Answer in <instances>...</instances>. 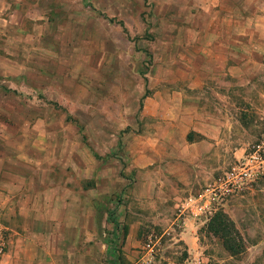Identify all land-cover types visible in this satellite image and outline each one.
<instances>
[{"label": "rangeland", "instance_id": "obj_1", "mask_svg": "<svg viewBox=\"0 0 264 264\" xmlns=\"http://www.w3.org/2000/svg\"><path fill=\"white\" fill-rule=\"evenodd\" d=\"M193 2L172 0L171 6L169 0H0V9L7 4L2 11L14 12V19L27 15V27L39 28L47 18L51 37L59 38V44H51L55 57H51L49 75H35L44 92L35 93L39 100H34V112L47 116L51 130L61 133V137L49 139L51 174L58 173L56 162L67 163L66 173L74 162L80 165L83 191L95 190L93 179L98 181L92 223L97 233L82 237V242L104 244L98 264H133L122 250L123 231H127L132 210L129 190L139 171L156 165L150 159L158 155L156 148L162 140L153 134L160 121L147 113L169 110L171 96L167 91L188 96L185 84L190 80L189 69L192 64H204L202 59L190 57L183 43L174 44L177 50L173 56L169 52L171 36H190L180 24H185L187 12L195 8ZM197 19L203 21V17ZM252 63L229 61L234 73L216 75L212 82L217 88L205 92L211 102L215 101L210 111L216 112L220 106L221 114L229 119L227 127L235 134L225 141L229 152L221 155V162L200 189L222 180L264 137V67ZM2 109L10 111L12 107L0 103ZM216 212L224 216L239 249L228 259L219 247L220 234L213 232L218 221L198 224L199 240L207 246L198 255L205 264H264V243L246 250L264 242V172L240 193L228 197ZM50 220L43 239L27 234L20 242L16 235L9 244L10 234L4 231L3 253L10 251L5 259L32 258L31 250L26 249L28 243L64 241L58 219ZM82 225H89L86 217ZM155 236L146 229L140 237L141 252ZM157 249L156 243L145 264H176L188 255L173 245L159 258ZM47 252L49 264H66L57 260L58 254L71 251Z\"/></svg>", "mask_w": 264, "mask_h": 264}, {"label": "crops", "instance_id": "obj_2", "mask_svg": "<svg viewBox=\"0 0 264 264\" xmlns=\"http://www.w3.org/2000/svg\"><path fill=\"white\" fill-rule=\"evenodd\" d=\"M193 1L195 8L187 12L185 24H180L190 36H171L169 52L173 56L177 50L174 44L183 43L188 55L202 59L204 64L190 67V80L185 84L188 96L167 91V96H171L169 110L147 113L160 121L153 134L162 140L156 148L158 155L150 159L156 165L139 171L129 190L132 210L122 250L133 264H145L140 237L146 229L155 232L159 258H163L165 248L173 245L191 255L200 254L207 247L199 240L198 224L187 223L180 230L173 225L177 220V203L206 183L221 162V155L228 151L225 141L235 134L227 127L229 119L221 114L220 106L215 108L216 112L210 111L209 106L215 101L211 102L205 92L217 88L212 82L216 75L234 73L229 61L243 60L264 67V0ZM169 4L172 6V0ZM2 9L0 103H9L12 109L0 111V222L4 231L9 232L8 242L12 244L16 235L20 242L27 234L43 239L51 226L50 219H58L56 224L64 241L28 243L26 249L29 247L32 258L7 261L9 251L2 254L0 264H49L47 251L63 249L71 252H60L57 260L63 259L66 264H98L104 244L82 242L84 234L91 238L97 233L92 223L98 181L93 179L95 190L83 191L79 183L80 165L74 162L69 173L67 163L56 162L58 173L51 174L49 139L59 138L61 133L51 130L47 116L34 112V100H39L35 93L44 92L42 83L35 82V75H49L50 60L55 57L51 44H59V38L51 37L47 18L39 28H30L25 25L27 15L17 16L16 20L14 12ZM201 17L202 22L197 19ZM203 93L206 97L201 99ZM143 109L146 111V106ZM75 182L78 183L72 184ZM85 217L88 226L82 225ZM261 243L264 242L246 250ZM219 245L228 259L232 258Z\"/></svg>", "mask_w": 264, "mask_h": 264}, {"label": "built area", "instance_id": "obj_3", "mask_svg": "<svg viewBox=\"0 0 264 264\" xmlns=\"http://www.w3.org/2000/svg\"><path fill=\"white\" fill-rule=\"evenodd\" d=\"M264 172V137L255 147L252 154L239 159L232 166L230 172L216 183L206 185L194 193H189L175 207L177 229H183L187 223L203 225L224 204V201L235 194L240 193L244 187ZM4 228L0 222V255L3 254L5 243ZM157 238H149L143 247L144 260L149 262L152 257ZM176 264H205L201 256L187 255Z\"/></svg>", "mask_w": 264, "mask_h": 264}, {"label": "trees", "instance_id": "obj_4", "mask_svg": "<svg viewBox=\"0 0 264 264\" xmlns=\"http://www.w3.org/2000/svg\"><path fill=\"white\" fill-rule=\"evenodd\" d=\"M186 140H190V136H186ZM214 221L217 220L218 224L217 227L214 228L213 232L220 234L221 237V246L223 247L224 250H226L230 255L234 254L237 252L239 249L238 245L233 241V239L230 237L229 230L226 228L227 226L224 224V216L218 214V212L214 213L213 216L207 221ZM221 221V223H219ZM228 224V223H227ZM221 232V233H220ZM126 234V228L123 231V237Z\"/></svg>", "mask_w": 264, "mask_h": 264}]
</instances>
